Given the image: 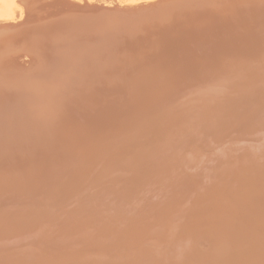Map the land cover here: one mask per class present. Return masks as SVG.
<instances>
[{
	"label": "bare ground",
	"instance_id": "1",
	"mask_svg": "<svg viewBox=\"0 0 264 264\" xmlns=\"http://www.w3.org/2000/svg\"><path fill=\"white\" fill-rule=\"evenodd\" d=\"M41 1L0 0V202L79 203L0 264H264V0Z\"/></svg>",
	"mask_w": 264,
	"mask_h": 264
},
{
	"label": "rangeland",
	"instance_id": "2",
	"mask_svg": "<svg viewBox=\"0 0 264 264\" xmlns=\"http://www.w3.org/2000/svg\"><path fill=\"white\" fill-rule=\"evenodd\" d=\"M45 1L46 0H43V1H41L43 4H45ZM71 1H75L76 3H77V1H79V2H83L84 0H71ZM123 1V0H122ZM135 1V2H134ZM58 2V1H57ZM59 2H60V0H59ZM78 2V3H79ZM149 2L151 3L152 2V0H124L123 1V3H122V6H124L125 8H131L130 6L132 5V8L133 7H137V6H140L141 4L142 5H146V3H148L149 4ZM61 3V2H60ZM64 3V4H63ZM102 3V2H101ZM145 3V4H144ZM53 4V3H52ZM62 4V6H68V5H66L65 4V2H62L61 3ZM130 4V5H129ZM17 5V4H16ZM129 5V6H128ZM39 6V5H38ZM37 6V7H38ZM40 6H42V5H40ZM57 6V5H56ZM26 7V6H25ZM135 7V8H136ZM20 8H21V6L19 7L18 5L17 6H15V7H13L12 9H13V13H12V17H14V18H16L17 17V15H18V13H19V11H17L18 9L20 10ZM26 9L28 10L29 9V11L31 12V9H30V7L29 6H27L26 7ZM35 9V11L37 10L36 8H34ZM57 9V8H56ZM56 9H46V7H43L42 6V8H40V11H41V13L43 14V15H41V19L42 18H44V19H42L43 21H44V24H48V23H52V25H53V23L55 22V20H56V18H57V16L59 15V19H60V16H61V14H65V13H68V12H65V11H61V12H57V10ZM22 11H24V9L22 8L21 9ZM26 10V11H27ZM25 11V12H26ZM29 11H27V12H29ZM39 11V10H38ZM18 12V13H17ZM70 12V11H69ZM24 13V12H23ZM53 14V15H51V14ZM58 13V14H57ZM61 13V14H60ZM27 13H25V15H26ZM57 15V16H56ZM33 16V15H32ZM52 17V18H51ZM36 18V16H34V18L33 17H31L30 19H35ZM38 19V18H37ZM41 19H40V21H41ZM45 19H46V21H45ZM15 21H19V19H15ZM38 21V20H37ZM39 21V22H40ZM43 21H41L42 22V24H43ZM37 23L36 25H40V26H42V24H41V22L40 23ZM33 22L31 21V23L30 24H32ZM34 23H36V22H34ZM36 25L34 26V27H36ZM180 48V47H179ZM17 53V52H16ZM18 55V61H21V60H25L24 62H31L30 60L31 59H29V58H31V57H29V56H26L25 54H26V52H22V53H20V51L17 53ZM20 54V55H19ZM19 56H21V57H24L25 59H21L20 60V58L21 57H19ZM27 57V58H26ZM28 59H29V61H28ZM23 64V63H22ZM25 65V64H24ZM23 65V66H24ZM29 65V64H28ZM22 66V67H23ZM18 67H20V68H22L21 66H18ZM23 68H26V66H24ZM258 79H259V76H258ZM259 90H261V88H259L257 91H259ZM246 98L244 97V98H242V99H240V101H242V100H245ZM243 134H245V132H243ZM103 149V148H102ZM105 149V148H104ZM100 150V151H99ZM97 152H96V154L97 153H102V151H104V150H101V149H99ZM106 151V150H105ZM104 151V152H105ZM95 154V155H96ZM124 153H120L119 155H117V156H115V159L116 160H121V159H126V160H128L129 158H127V157H129V155H132V154H129V152H127V154H124ZM121 155H122V157H121ZM93 156V155H92ZM123 157H125V158H123ZM232 156L230 155L229 156V154H228V156H227V158H231ZM89 161H92L93 162V159L91 158ZM233 167H235V166H233ZM219 170V169H218ZM220 173H221V170L219 171ZM218 172V173H219ZM239 173H241V171H238ZM219 173V174H220ZM222 174H224V171H222ZM92 175L93 174H90V176L89 177H92ZM94 176V175H93ZM237 177H242L241 175H236ZM210 177H213L214 179H215V181H217V182H215V183H212L213 185H215V184H218V183H222L223 181H225L226 179H223V180H221V179H219V178H221V175L220 176H215V175H211ZM75 177H73L72 179H74ZM79 178V177H78ZM77 178V179H78ZM92 178H94V177H92ZM212 179V178H211ZM230 179H236L235 177H233V176H231L230 177ZM213 180V179H212ZM211 181V180H210ZM76 182H78V181H76ZM82 185L84 186V185H87L86 183H84V182H82ZM13 191L15 190L14 188H11ZM94 189L92 188V191H93ZM97 190V189H96ZM70 191V190H69ZM81 191V190H80ZM71 192V194L70 195H73L74 193L76 194L77 192H74V191H70ZM84 192V190H82L81 191V193H83ZM93 193H94V191H93ZM97 193V192H96ZM12 194L14 195V193L12 192ZM11 194V192L9 193V194H7V195H10L9 197L10 198H8L5 202H4V200L2 201V202H0V211H3V210H5V209H8L7 207H9V208H12V209H15V208H18L19 210H21L23 213H16V214H14L15 216H13V217H11L12 216V214L13 213H11L10 215H9V213H3V212H0V215H3V216H0V224H3V223H6V224H10V225H13V226H15V225H20V226H22V225H24V226H26V225H28L30 222H34V220H37V221H45V219H46V223L47 224H49V222L50 223H53V221L55 222L56 220L55 219H59V217H62V216H65V215H69V214H72V213H74V211H72L73 209L71 208L73 205H75L76 203H77V205H78V203H79V201L77 202V201H75V203L73 204V202L72 201H70L69 203H63V201H64V199H63V197H62V195L61 194H59L57 197H55V198H51V200L53 199V201L50 203V200L47 202V203H45V207H46V211H44L43 212V210H42V208H39L38 206H40L41 207V205H39V204H42V203H40V201H39V203L36 201V199H33L32 200V198H27V199H24V200H22V201H19L20 200V198H16L15 200H18V202L20 203H18L17 201H14V200H12V199H14L13 198V195ZM74 194V195H75ZM15 196H20L19 194H16ZM45 196H46V194H45ZM204 196H206V195H204ZM7 197V196H6ZM39 197V196H38ZM82 198H83V196H82ZM58 199V200H57ZM25 200H26V202H25ZM28 200V201H27ZM61 200V201H60ZM59 203H58V202ZM66 201H69V200H66ZM66 201H64V202H66ZM17 203V204H19V205H17V204H14V203ZM22 202V203H21ZM31 205H30V204ZM54 203V204H53ZM1 204H4V206L3 205H1ZM65 204H67V205H65ZM5 205H6V207H5ZM9 205V206H8ZM63 205V206H62ZM54 207V208H53ZM1 209H3V210H1ZM36 209H38L41 213H42V215H37V213H34V212H31V211H35ZM16 210V209H15ZM16 212H18V210L16 211ZM51 213L53 214V215H51ZM54 213H56V214H54ZM173 213H176V211H174ZM4 214H5V216H4ZM50 216H55V217H52V218H50ZM7 217V218H6ZM33 218V219H32ZM17 223V224H16ZM51 227L52 226H50L49 227V229H51ZM46 229V226H44V225H42V227H40L39 228V231H40V233L38 234V238L39 237H42V235L43 236H45V234H47V233H49V231L48 230H45ZM46 231V232H45ZM5 234V233H4ZM51 234V233H50ZM40 235V236H39ZM6 238H8V237H6ZM46 238H47V235H46ZM35 238H33L31 241H30V243H32L33 242V240H34ZM46 241H44V243H45ZM16 244H15V242H12L11 243V246H9V245H7L6 244V247H8V248H10V250H5V249H0V254H3V255H8V256H12V255H18L19 253H20V255H22V254H27V253H25V252H23V251H20L19 252V250H16L17 248H19V247H13V246H15ZM11 247H13L12 249H11ZM7 249V248H6ZM23 249V248H22ZM2 251V252H1ZM18 253V254H17ZM7 256V257H8Z\"/></svg>",
	"mask_w": 264,
	"mask_h": 264
}]
</instances>
